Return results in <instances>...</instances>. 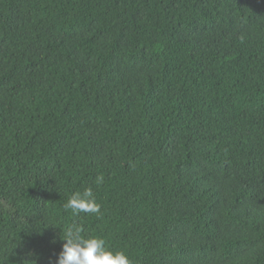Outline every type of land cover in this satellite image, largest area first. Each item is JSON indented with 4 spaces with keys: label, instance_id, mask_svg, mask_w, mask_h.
<instances>
[{
    "label": "trees",
    "instance_id": "1",
    "mask_svg": "<svg viewBox=\"0 0 264 264\" xmlns=\"http://www.w3.org/2000/svg\"><path fill=\"white\" fill-rule=\"evenodd\" d=\"M88 186L102 215L65 210ZM73 225L131 264H264V0H0V264Z\"/></svg>",
    "mask_w": 264,
    "mask_h": 264
},
{
    "label": "clouds",
    "instance_id": "2",
    "mask_svg": "<svg viewBox=\"0 0 264 264\" xmlns=\"http://www.w3.org/2000/svg\"><path fill=\"white\" fill-rule=\"evenodd\" d=\"M103 182V175H97L95 184L99 186ZM64 208L72 210L77 215L79 213L102 215L101 205L96 201L91 186L73 192ZM62 239L65 242L54 264H131L124 251L111 249L104 238L86 233L82 226L73 225L67 228Z\"/></svg>",
    "mask_w": 264,
    "mask_h": 264
}]
</instances>
